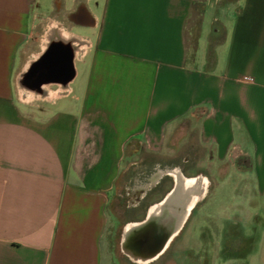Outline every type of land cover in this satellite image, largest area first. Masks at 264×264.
<instances>
[{"label":"crops","instance_id":"crops-1","mask_svg":"<svg viewBox=\"0 0 264 264\" xmlns=\"http://www.w3.org/2000/svg\"><path fill=\"white\" fill-rule=\"evenodd\" d=\"M44 23L82 58L43 49ZM188 119L211 172L250 173L264 198V0H0V264H120L110 205L132 172L197 170L178 157Z\"/></svg>","mask_w":264,"mask_h":264},{"label":"rangeland","instance_id":"rangeland-1","mask_svg":"<svg viewBox=\"0 0 264 264\" xmlns=\"http://www.w3.org/2000/svg\"><path fill=\"white\" fill-rule=\"evenodd\" d=\"M52 21L61 22L57 18ZM48 23L36 29L35 36L38 41H43ZM63 27L71 33L67 26ZM211 27L210 19L206 18L205 31L211 33ZM75 38L88 46L87 41ZM201 54L205 55L203 44ZM34 59V55L29 58L30 61ZM33 64L34 61L26 75L33 72ZM24 81L23 76L20 79L16 78L19 97L25 92ZM179 137L187 146L180 154L178 153V157L181 155L180 158L187 157L185 166L188 170L197 169L183 174L187 177L206 176L210 181V188L206 199L204 198L205 200L193 209L181 233L165 253L150 264H264V198L261 199V189L254 177L250 173L236 172L232 169L227 173H220L221 176L211 172L214 165L213 154L210 149L200 144L195 121L190 119L183 121ZM175 167L177 166L160 167L159 170ZM156 172L153 169L146 170V174L132 172L130 174L132 179L122 196L110 205L112 243L118 251L121 250L124 227L130 222L143 221L146 206L159 198L173 182L170 176H166L159 190H153L145 200L139 199L134 189L146 183ZM133 174H139L136 181L133 180L135 176ZM107 244L106 241L105 247ZM121 255L123 258L120 264H135L126 255L122 253Z\"/></svg>","mask_w":264,"mask_h":264},{"label":"bare ground","instance_id":"bare-ground-1","mask_svg":"<svg viewBox=\"0 0 264 264\" xmlns=\"http://www.w3.org/2000/svg\"><path fill=\"white\" fill-rule=\"evenodd\" d=\"M52 26L57 30L46 32L43 49L51 41L57 40L74 47V60L82 58L84 46L76 45L79 41L75 36L59 25ZM23 98L30 99L31 96ZM209 185L210 181L204 176L186 177L178 171L173 191L161 203L152 206L147 219L130 222L124 227L122 253L135 264H150L159 259L182 231L196 205L207 196Z\"/></svg>","mask_w":264,"mask_h":264},{"label":"flooded vegetation","instance_id":"flooded-vegetation-1","mask_svg":"<svg viewBox=\"0 0 264 264\" xmlns=\"http://www.w3.org/2000/svg\"><path fill=\"white\" fill-rule=\"evenodd\" d=\"M57 29L54 27V26H49V28L47 29V31H51V32H55ZM73 35V34H72ZM74 36V35H73ZM79 42H77V46H86L85 43H82L80 40H78ZM57 96L53 97L52 99H55ZM31 99V98H30ZM25 100H29V99H25ZM175 168H179V167H175ZM178 170L182 172V170L179 168V169H176L174 171H169V170H159L157 171L156 173L152 174L149 181L143 185H140V186H137L134 191L137 195V197L139 199L143 198L145 196V194L153 187H155L165 176H170L172 179H173V185H175V179H176V174L178 172ZM199 176H204V175H197L195 177H199ZM206 177V176H204ZM207 178V177H206ZM209 180V179H208ZM209 188H210V185H209ZM206 199V198H205ZM204 199V200H205ZM203 200V201H204ZM202 201V202H203ZM201 203V202H200ZM199 203V204H200ZM159 204V203H158ZM198 204V205H199ZM156 205V204H155ZM197 205V206H198ZM152 209V206L150 207L149 211H148V214L150 212V210ZM173 242V241H172ZM171 245V244H170Z\"/></svg>","mask_w":264,"mask_h":264},{"label":"built area","instance_id":"built-area-1","mask_svg":"<svg viewBox=\"0 0 264 264\" xmlns=\"http://www.w3.org/2000/svg\"><path fill=\"white\" fill-rule=\"evenodd\" d=\"M243 80L244 81H248V82L252 81V79L250 77H244ZM231 157H232V159H236L238 157V153H237V149L236 148L233 149V151L231 153ZM141 173L142 174H146V170L142 171Z\"/></svg>","mask_w":264,"mask_h":264},{"label":"water","instance_id":"water-1","mask_svg":"<svg viewBox=\"0 0 264 264\" xmlns=\"http://www.w3.org/2000/svg\"><path fill=\"white\" fill-rule=\"evenodd\" d=\"M173 189H174V186H173V188L170 190V192H172ZM170 192H169V193H170ZM169 193L167 194V196L169 195ZM167 196H166V197H167ZM147 217H148V213H147V216H146V218L144 219V221L147 219Z\"/></svg>","mask_w":264,"mask_h":264},{"label":"trees","instance_id":"trees-1","mask_svg":"<svg viewBox=\"0 0 264 264\" xmlns=\"http://www.w3.org/2000/svg\"><path fill=\"white\" fill-rule=\"evenodd\" d=\"M173 183H171V186H172ZM169 192V191H168Z\"/></svg>","mask_w":264,"mask_h":264}]
</instances>
